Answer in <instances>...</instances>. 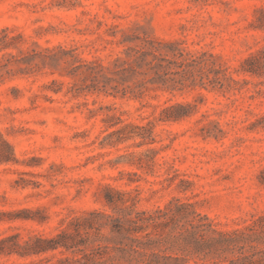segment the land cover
Wrapping results in <instances>:
<instances>
[{"label":"rangeland","instance_id":"obj_1","mask_svg":"<svg viewBox=\"0 0 264 264\" xmlns=\"http://www.w3.org/2000/svg\"><path fill=\"white\" fill-rule=\"evenodd\" d=\"M260 20L264 0H0L5 246L12 235L20 243L51 236L85 217L92 228L106 224L89 246L108 245L104 256H115L108 228L135 202V210H165V245L155 249L165 263L228 264L199 259L183 237L189 221L264 228V74L241 70L251 53L264 52ZM133 36L203 53L195 83L172 89L168 81L139 96L89 89L85 63L108 64L124 48L117 41ZM177 69L167 76L178 80ZM176 104L184 108L171 112L188 115L159 119ZM106 186L123 200L117 211L105 204ZM94 210L112 216L88 215ZM60 256L0 253V264H58Z\"/></svg>","mask_w":264,"mask_h":264},{"label":"trees","instance_id":"obj_2","mask_svg":"<svg viewBox=\"0 0 264 264\" xmlns=\"http://www.w3.org/2000/svg\"><path fill=\"white\" fill-rule=\"evenodd\" d=\"M258 27L264 28V20H260ZM117 42L124 44L120 55L113 57L108 64L100 58L85 63L86 76L91 80L90 88L104 93L124 96L142 95L148 89H165V83L173 81L174 87L183 88L193 85L197 79L195 68L201 66L203 53L191 54L184 48L177 47V42L165 41L157 37L133 36L124 37ZM175 57V58H174ZM244 72L264 74V52L257 50L245 59ZM172 65L178 67L175 73L180 74L178 80L167 76ZM202 80V76H199ZM173 108H184L181 104L162 108L160 120H179L188 115L186 112H171ZM125 126H128L125 125ZM125 127L114 132H120ZM122 138H119V140ZM8 148L10 145L2 140ZM11 149V148H10ZM9 156L0 152V161H8ZM105 189V204L113 211H117L118 194L110 186ZM88 215L105 213L88 211ZM195 213V211H192ZM199 215V213H197ZM202 218L207 219V216ZM109 231L112 234L115 256H104V247L108 245L89 246L102 236L100 228L106 224L95 222L85 217H74L70 223L72 228H59L51 236L32 235L22 243L12 239V244L5 246L7 238L0 239V253H17L20 256L42 254L47 251H58V264H186L185 257H173L171 262L165 263V254L155 251L165 245V210L155 209L153 212L135 210V202L126 206L121 215L113 218ZM192 228H185L183 243L199 259L228 261V264H264V228H237L234 230H220L212 228H197L192 221L188 222ZM205 230L213 235L205 234ZM94 233V237H91ZM92 234V235H91ZM70 252L71 255H65ZM233 256V257H232Z\"/></svg>","mask_w":264,"mask_h":264}]
</instances>
